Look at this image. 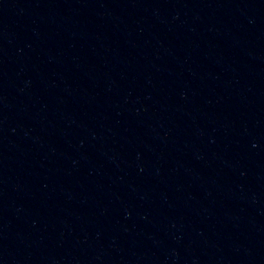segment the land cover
Masks as SVG:
<instances>
[{
	"label": "water",
	"instance_id": "obj_1",
	"mask_svg": "<svg viewBox=\"0 0 264 264\" xmlns=\"http://www.w3.org/2000/svg\"><path fill=\"white\" fill-rule=\"evenodd\" d=\"M0 264H264V0H0Z\"/></svg>",
	"mask_w": 264,
	"mask_h": 264
}]
</instances>
